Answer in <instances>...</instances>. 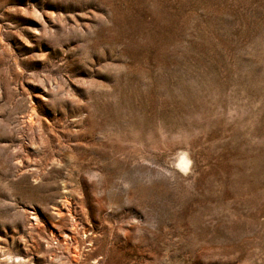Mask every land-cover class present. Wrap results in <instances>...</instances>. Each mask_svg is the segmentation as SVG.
Here are the masks:
<instances>
[{"label":"rangeland","instance_id":"rangeland-1","mask_svg":"<svg viewBox=\"0 0 264 264\" xmlns=\"http://www.w3.org/2000/svg\"><path fill=\"white\" fill-rule=\"evenodd\" d=\"M0 264H264V0H0Z\"/></svg>","mask_w":264,"mask_h":264},{"label":"bare ground","instance_id":"bare-ground-1","mask_svg":"<svg viewBox=\"0 0 264 264\" xmlns=\"http://www.w3.org/2000/svg\"><path fill=\"white\" fill-rule=\"evenodd\" d=\"M75 221V220H74ZM68 236V235H67ZM75 239V238H74ZM68 247V246H67Z\"/></svg>","mask_w":264,"mask_h":264}]
</instances>
